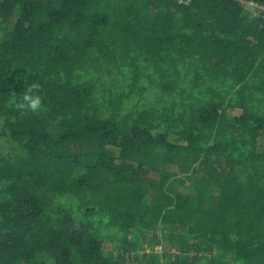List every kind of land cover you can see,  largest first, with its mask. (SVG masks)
I'll return each instance as SVG.
<instances>
[{
  "label": "trees",
  "instance_id": "16d2710c",
  "mask_svg": "<svg viewBox=\"0 0 264 264\" xmlns=\"http://www.w3.org/2000/svg\"><path fill=\"white\" fill-rule=\"evenodd\" d=\"M0 138V264H264V18L238 0H0Z\"/></svg>",
  "mask_w": 264,
  "mask_h": 264
},
{
  "label": "clouds",
  "instance_id": "9594fccd",
  "mask_svg": "<svg viewBox=\"0 0 264 264\" xmlns=\"http://www.w3.org/2000/svg\"><path fill=\"white\" fill-rule=\"evenodd\" d=\"M36 88H38L37 85L29 87L24 93L22 101L16 106L23 110L38 112L42 108V97L35 91Z\"/></svg>",
  "mask_w": 264,
  "mask_h": 264
},
{
  "label": "built area",
  "instance_id": "2783aa9c",
  "mask_svg": "<svg viewBox=\"0 0 264 264\" xmlns=\"http://www.w3.org/2000/svg\"><path fill=\"white\" fill-rule=\"evenodd\" d=\"M244 12L251 16H260L264 18V1L258 0H238Z\"/></svg>",
  "mask_w": 264,
  "mask_h": 264
},
{
  "label": "rangeland",
  "instance_id": "374dc122",
  "mask_svg": "<svg viewBox=\"0 0 264 264\" xmlns=\"http://www.w3.org/2000/svg\"><path fill=\"white\" fill-rule=\"evenodd\" d=\"M241 111L239 109H234L231 114L232 115H237L239 114ZM16 145L15 143H11L10 141L6 140L5 138H0V152H8L11 151L13 149V146ZM109 245V244H108ZM155 248L160 249L161 246L157 245ZM168 248V247H167ZM125 260L124 262H130L132 260V257L130 255H125Z\"/></svg>",
  "mask_w": 264,
  "mask_h": 264
}]
</instances>
